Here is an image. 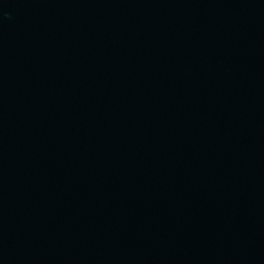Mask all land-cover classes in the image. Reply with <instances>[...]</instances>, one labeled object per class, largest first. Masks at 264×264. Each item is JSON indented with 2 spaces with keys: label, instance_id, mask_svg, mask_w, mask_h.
I'll return each mask as SVG.
<instances>
[{
  "label": "water",
  "instance_id": "95a60500",
  "mask_svg": "<svg viewBox=\"0 0 264 264\" xmlns=\"http://www.w3.org/2000/svg\"><path fill=\"white\" fill-rule=\"evenodd\" d=\"M0 264H264V0H0Z\"/></svg>",
  "mask_w": 264,
  "mask_h": 264
}]
</instances>
